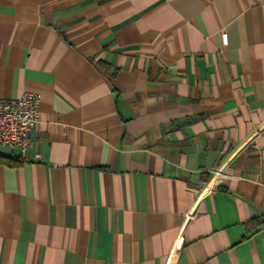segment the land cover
I'll list each match as a JSON object with an SVG mask.
<instances>
[{"label": "crops", "instance_id": "0c3cea01", "mask_svg": "<svg viewBox=\"0 0 264 264\" xmlns=\"http://www.w3.org/2000/svg\"><path fill=\"white\" fill-rule=\"evenodd\" d=\"M24 92L0 264H264V0H0Z\"/></svg>", "mask_w": 264, "mask_h": 264}, {"label": "built area", "instance_id": "2783aa9c", "mask_svg": "<svg viewBox=\"0 0 264 264\" xmlns=\"http://www.w3.org/2000/svg\"><path fill=\"white\" fill-rule=\"evenodd\" d=\"M40 96L24 92L16 98H0V146L24 158L32 145L31 131L38 120ZM259 133V130H255ZM38 157V156H36Z\"/></svg>", "mask_w": 264, "mask_h": 264}, {"label": "trees", "instance_id": "16d2710c", "mask_svg": "<svg viewBox=\"0 0 264 264\" xmlns=\"http://www.w3.org/2000/svg\"><path fill=\"white\" fill-rule=\"evenodd\" d=\"M1 157V156H0ZM9 157H3L2 156V159H0V160H2V161H4V160H6V159H8Z\"/></svg>", "mask_w": 264, "mask_h": 264}]
</instances>
